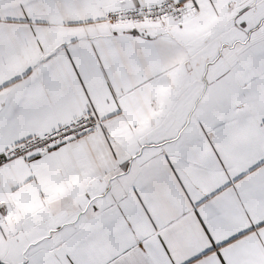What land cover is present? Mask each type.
Returning <instances> with one entry per match:
<instances>
[{"label": "snow or ice", "instance_id": "snow-or-ice-1", "mask_svg": "<svg viewBox=\"0 0 264 264\" xmlns=\"http://www.w3.org/2000/svg\"><path fill=\"white\" fill-rule=\"evenodd\" d=\"M0 264H264V0H0Z\"/></svg>", "mask_w": 264, "mask_h": 264}]
</instances>
